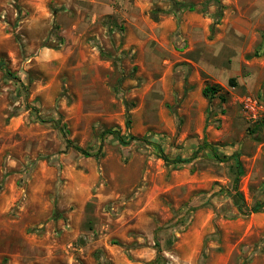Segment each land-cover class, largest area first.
Listing matches in <instances>:
<instances>
[{
    "label": "rangeland",
    "instance_id": "374dc122",
    "mask_svg": "<svg viewBox=\"0 0 264 264\" xmlns=\"http://www.w3.org/2000/svg\"><path fill=\"white\" fill-rule=\"evenodd\" d=\"M263 35L264 0H0V264H264Z\"/></svg>",
    "mask_w": 264,
    "mask_h": 264
},
{
    "label": "trees",
    "instance_id": "16d2710c",
    "mask_svg": "<svg viewBox=\"0 0 264 264\" xmlns=\"http://www.w3.org/2000/svg\"><path fill=\"white\" fill-rule=\"evenodd\" d=\"M217 1V0H216ZM173 9L176 11V12H181V11H185V10H188V11H195L196 9V6L194 4H189L188 6L185 5V4H182L180 2H176L174 1L173 2ZM220 16H221V13L219 14V17L218 19H220ZM264 52V35H263V41H262V44H261V47H260V50L258 52H256L254 54L255 57H260ZM229 83L230 85L234 86L235 85V82H234V79H230L229 80ZM222 92V88L218 87V86H206L202 93H203V96L207 99H213L214 97L220 95V93ZM224 97H221V100L224 101ZM106 134H111V135H114L116 137V139L118 140V142L122 145H128L130 144L131 142L133 141H136V140H141V138L139 137H136V136H124L122 134H120L118 131H107ZM69 145L71 144V142H68ZM75 150H77L78 152H80L82 155H84L85 157H96V158H99L102 154V146L99 147L98 151L96 154H91L90 152L84 150V149H81L77 146H73ZM158 148V151H159V157L165 161L166 163H187V162H191L192 159H181V158H176L174 160H171L168 158V156L166 154H164L163 150L157 146ZM236 164H237V177H236V183L239 182L241 176L243 175V168H242V165H241V162L239 161V159H236ZM262 204H259V205H255L252 209H251V212L252 213H258L261 208H262Z\"/></svg>",
    "mask_w": 264,
    "mask_h": 264
},
{
    "label": "built area",
    "instance_id": "2783aa9c",
    "mask_svg": "<svg viewBox=\"0 0 264 264\" xmlns=\"http://www.w3.org/2000/svg\"><path fill=\"white\" fill-rule=\"evenodd\" d=\"M256 106H257L256 102H254L251 99H247L244 102V108L249 114H254L255 113Z\"/></svg>",
    "mask_w": 264,
    "mask_h": 264
}]
</instances>
